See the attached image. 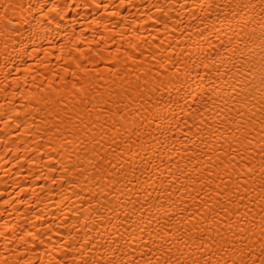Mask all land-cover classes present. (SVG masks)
Instances as JSON below:
<instances>
[{"label":"bare ground","instance_id":"obj_1","mask_svg":"<svg viewBox=\"0 0 264 264\" xmlns=\"http://www.w3.org/2000/svg\"><path fill=\"white\" fill-rule=\"evenodd\" d=\"M0 264H264V0H0Z\"/></svg>","mask_w":264,"mask_h":264}]
</instances>
